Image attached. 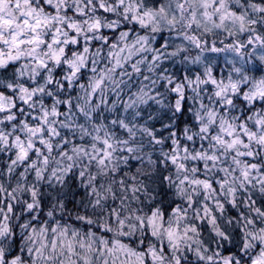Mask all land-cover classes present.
Instances as JSON below:
<instances>
[{
  "label": "snow or ice",
  "instance_id": "obj_1",
  "mask_svg": "<svg viewBox=\"0 0 264 264\" xmlns=\"http://www.w3.org/2000/svg\"><path fill=\"white\" fill-rule=\"evenodd\" d=\"M0 264H264V0H0Z\"/></svg>",
  "mask_w": 264,
  "mask_h": 264
}]
</instances>
